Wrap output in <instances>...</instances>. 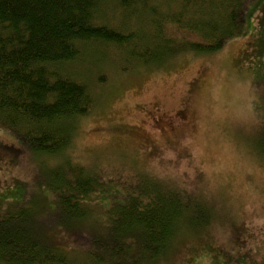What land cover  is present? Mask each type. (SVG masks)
<instances>
[{
	"label": "trees",
	"instance_id": "obj_1",
	"mask_svg": "<svg viewBox=\"0 0 264 264\" xmlns=\"http://www.w3.org/2000/svg\"><path fill=\"white\" fill-rule=\"evenodd\" d=\"M261 2L0 0V131L12 137L9 150L0 152L15 162L27 150L53 164L36 166L47 174L50 206L20 192L0 210V264H154L163 257L183 235L174 229L183 220L179 203L143 206L129 194L139 192L140 175L130 187H120L123 193L114 194L109 180L88 175L87 168L67 158L77 122L95 104L89 87L78 81L90 75L88 70L69 74V68L88 59L106 62L107 54L94 49L98 45L113 50L108 63H119L120 75L161 68L188 52L208 56L241 37L249 36V44L263 48L264 16L254 29L255 39L250 36V17ZM114 17L117 26L108 25ZM253 79L264 82V73L256 71ZM63 155L58 165L54 160ZM103 198L107 203L101 208ZM57 213L81 220L74 237L45 230L43 244L38 242L44 237L33 240L30 221L44 224Z\"/></svg>",
	"mask_w": 264,
	"mask_h": 264
},
{
	"label": "rangeland",
	"instance_id": "obj_2",
	"mask_svg": "<svg viewBox=\"0 0 264 264\" xmlns=\"http://www.w3.org/2000/svg\"><path fill=\"white\" fill-rule=\"evenodd\" d=\"M262 4L250 17L253 40ZM118 22L114 17L107 24ZM248 38L230 40L208 56L188 52L161 68L124 75L115 67L119 63H108L113 50L98 45L94 49L109 60L69 68V74L88 70V77L74 79L89 87L95 104L77 122L68 160L118 185L110 184L114 194L140 175L131 201L138 196L143 206L175 201L181 207L183 220L174 229L183 235L154 264H264V82L253 79L256 71L264 73V47ZM11 139L0 131V149L9 150ZM65 155L54 161L62 164ZM44 157L26 150L14 162L0 152L1 211L24 190L30 199L39 196L45 208L51 205L47 174L36 170L53 166ZM100 203L102 208L107 200ZM55 216L44 224L30 221L33 240L42 241L45 230L74 237L81 220Z\"/></svg>",
	"mask_w": 264,
	"mask_h": 264
},
{
	"label": "bare ground",
	"instance_id": "obj_3",
	"mask_svg": "<svg viewBox=\"0 0 264 264\" xmlns=\"http://www.w3.org/2000/svg\"><path fill=\"white\" fill-rule=\"evenodd\" d=\"M24 192H26V190H24Z\"/></svg>",
	"mask_w": 264,
	"mask_h": 264
},
{
	"label": "flooded vegetation",
	"instance_id": "obj_4",
	"mask_svg": "<svg viewBox=\"0 0 264 264\" xmlns=\"http://www.w3.org/2000/svg\"><path fill=\"white\" fill-rule=\"evenodd\" d=\"M144 148H146V147H144Z\"/></svg>",
	"mask_w": 264,
	"mask_h": 264
}]
</instances>
